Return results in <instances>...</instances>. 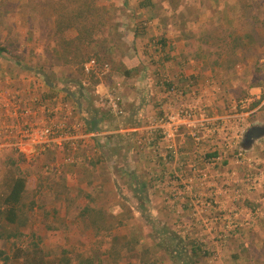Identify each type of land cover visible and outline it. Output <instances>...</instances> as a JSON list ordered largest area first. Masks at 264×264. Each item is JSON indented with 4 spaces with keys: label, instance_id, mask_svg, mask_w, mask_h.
I'll return each instance as SVG.
<instances>
[{
    "label": "crops",
    "instance_id": "crops-1",
    "mask_svg": "<svg viewBox=\"0 0 264 264\" xmlns=\"http://www.w3.org/2000/svg\"><path fill=\"white\" fill-rule=\"evenodd\" d=\"M117 6L122 13L117 20L120 24L114 20L118 26L114 36L109 35L120 49L114 50L110 76L103 80L96 78L98 84L93 85L85 77L76 75L75 66L71 64L60 68L49 64L50 68L37 70L0 54V88L23 99L25 94L33 93L43 101H62L73 110L72 119L80 121L83 126L86 142L72 155V163L65 161L69 155L67 146L55 144L49 145L33 163L43 162L42 169L46 165L51 166V180H46H50L52 190L55 191V182L60 180L70 197L72 194L81 197L83 191L89 192L88 185L100 194L112 187L117 202L132 201L130 210L133 216L155 220L153 230L159 231L166 244L174 242L171 245L173 257L170 258H176L180 264H264V177L254 191H248L242 183L243 178L254 173L256 166L264 173V139L246 151V158L251 164L245 162L238 165L235 156L232 158L224 153L223 144L215 138L216 135L196 147L187 130L180 132L176 139L180 155L187 154V158L198 168H206V160L202 161L198 156L202 147L214 146L215 150L204 158L222 156L221 163L213 170L209 169L210 176L216 181V185L213 182L216 189L193 191L196 197L199 196L201 205L210 204L200 217L203 216L204 225H211V231H206L201 220L192 217V199L183 194L179 184H182V178H187L185 174L189 171L185 156L166 162L158 157L154 145L139 146L137 143L144 135V118L188 104L202 109L206 121H224L232 137L237 133V124L241 125L242 121L264 109V98L261 99L264 78H253L254 69H264V53L258 49L257 39L249 31L241 33L240 39L232 32L233 24L239 21L236 15L239 1L182 0L176 11H172L170 5L162 0H123ZM218 25L231 34V40L226 38L230 44L234 37L239 41L240 46L233 56L238 62L234 65H227L229 55L215 45L207 32ZM154 41L161 42L162 47H154ZM52 44L50 50L53 53L49 50L48 54L51 62L58 58L53 41ZM118 58H121L120 62L116 63ZM15 67L22 71L14 69L15 73L10 74L8 68ZM162 76L184 95L180 98L167 96ZM8 79L10 83L5 82ZM237 89L248 96L243 104L251 106L260 101L259 105L235 114L231 105L239 104V101L230 93L234 90L233 93H236ZM108 92H116L122 97L123 115H114L102 102ZM259 117L264 121L263 115ZM259 117L257 115L255 119ZM257 125H264V122L251 123V126ZM218 136L221 137L220 134ZM0 148H3L1 141ZM222 179L231 185L225 186L224 183L219 190L217 181ZM74 196L72 198L76 199ZM117 205L115 220L122 214ZM203 207L198 206V210ZM236 208L243 209V227L227 233L223 242L213 240V233L220 234L224 225L223 222L214 223L213 217L221 211L229 212ZM250 213L252 218L248 216ZM179 224L191 227L185 231L193 236L186 238L192 240L195 247L206 249L207 256L194 260L190 257L185 237L180 235L178 238L167 229L168 226L179 227ZM114 239L118 241L116 236H113ZM199 241L204 243L198 245Z\"/></svg>",
    "mask_w": 264,
    "mask_h": 264
},
{
    "label": "rangeland",
    "instance_id": "rangeland-1",
    "mask_svg": "<svg viewBox=\"0 0 264 264\" xmlns=\"http://www.w3.org/2000/svg\"><path fill=\"white\" fill-rule=\"evenodd\" d=\"M122 1H98V6L105 18L106 28L101 35L104 42L110 40V35L114 36V31L120 24L117 20L120 19L122 13L117 3ZM242 1L246 5V13L245 16H242L241 8H238L236 15H238L239 21L233 24V36L237 35V38L240 39L241 33L249 31L257 39L258 44L262 45L264 43V0ZM206 3L208 5V2ZM35 4V1L30 2V0H0V47L6 48L10 52L13 61L21 62L23 66L34 67L37 70L41 67H47L48 69L50 68L49 64L59 66V68L65 67L68 64L58 61V59L51 62L52 58L48 55L53 45L51 11L46 7L41 10V6ZM123 28L126 29L125 26ZM107 45L110 46L109 43ZM258 49L264 53V46H260ZM50 52L52 51L50 50ZM4 59L2 61L5 64ZM120 59L118 58L115 62H120ZM103 63H108L111 67L112 62L104 60ZM8 69H10V74H14V69L18 68ZM18 70L22 71L21 69ZM253 73L254 79L257 76L261 79L264 78V69L263 71L254 69ZM47 74L49 75V73ZM51 75L53 74L51 73ZM234 91L230 95L237 102L239 101V104L242 102L243 106V102L248 99V96L241 94L239 89L236 90V93H233ZM239 104H236L235 109L231 108L235 114L249 110L250 104H246V107H241ZM228 105L227 107H229ZM259 112L258 117L259 115L264 116V109ZM253 115L242 121L241 125L237 124V133L232 137L235 149L240 148L241 135L244 133L246 126H251L252 122H264L260 117L255 119L257 115ZM237 137L240 138L237 140ZM234 153L231 151L227 154L234 158ZM11 157L17 159L18 153L14 150L0 148V177L4 172L6 162ZM236 164L238 163L236 162ZM44 165L43 162L27 163L25 161L19 164L20 171L28 181L29 196L34 198L36 206L30 213L28 226L21 230L22 235L16 240L0 243V248L11 255L20 250L22 254H24L23 251L30 253L34 248H38L39 256L44 259L46 264H53L64 252L67 257L79 255L91 257L94 259L95 264L98 262L101 264H180L176 258H170L173 257L171 245L174 242H171V245L166 244V240L164 241L159 231L153 230L154 219L149 220L145 216H133V212L130 210V206H133L132 201L117 202L114 199V189L112 187H109L108 191L101 193L103 194L101 195L94 191L97 189H93L92 185L87 186L89 192L82 190L81 197H75L72 194L76 198L74 199L73 196H69L68 190L62 186L60 180L55 182L56 187L53 191L52 185L49 184L51 174L46 173L44 168L42 169ZM46 178L50 180L48 181ZM220 178L221 176L218 179ZM223 181L225 179L217 181L219 190L222 188L221 183ZM126 188L125 185L124 190ZM116 203L120 210L117 209L122 214L118 215L115 220ZM136 204V201H134V205ZM83 207L99 209L108 213L105 230L95 234L92 229L87 227L86 223L78 216ZM167 229L178 235V238L184 236L185 238H182L185 239L184 243L189 250L194 246L192 240L186 238L193 236L190 235V232L174 226H168ZM113 236H116L118 241L113 240ZM189 250L187 252H190ZM200 250L207 253L206 249ZM200 258L204 257L200 256ZM16 263L20 264L21 262L11 261L9 264ZM0 264L3 263L0 262Z\"/></svg>",
    "mask_w": 264,
    "mask_h": 264
},
{
    "label": "built area",
    "instance_id": "built-area-1",
    "mask_svg": "<svg viewBox=\"0 0 264 264\" xmlns=\"http://www.w3.org/2000/svg\"><path fill=\"white\" fill-rule=\"evenodd\" d=\"M154 47L161 48L162 44L159 41H154ZM83 73L87 77L95 75L96 78L105 79L111 74V67L108 63H98L95 58H91L82 65ZM1 80V78H0ZM161 82L167 96L173 98H180L184 92L173 85L165 76H162ZM10 83L11 80H5ZM25 99L14 96L6 89L0 88V141L3 148H9L16 151L19 155L23 156L25 162H35L49 147L55 144L59 147L67 146L68 154L65 161L72 163V155H75L80 147L85 145V134L83 126L80 121L72 119L73 110L70 106L62 101L52 99L53 101H43L39 96L33 93L25 94ZM26 101V102H25ZM110 112L116 116L123 115V101L120 94L116 92H108L105 98H102ZM241 107H246V104H239ZM232 109L236 108V104L231 106ZM204 111L198 109L195 105H187L176 108L174 110L164 111L162 114L148 116L144 118V135L138 139L139 146L154 145L155 150L158 152V157L163 161L169 162L171 160H178L180 156H185L186 165L189 171H186L187 178H182V184L179 183L183 189V194H187L191 200V208L193 210L192 217L201 220V224L205 230H212L211 225L203 224L201 214L206 210L210 204L203 205L199 202V196L196 197L193 193L194 190L199 189L209 190L215 187V179L210 176V170L217 167L221 161L222 156L218 154L216 157L204 158L207 154L214 152V146L207 148L202 147L198 151L200 160L205 161L204 169L198 168L192 161H190L187 154L180 155L176 139L181 134L182 129L189 132L196 147H200L205 140L210 136H215L218 141L221 140L223 144V151L229 153L235 152V160L238 164L248 162L245 152L240 148L235 149L230 135L229 129L223 124L215 121H206L203 115ZM199 118L203 120L200 121ZM245 132V131H244ZM220 134L219 137L218 135ZM244 134V133H243ZM242 134V135H243ZM241 135V137H242ZM221 138V139H220ZM240 137H237V140ZM160 147H162L160 149ZM217 148V146H215ZM160 150V154H159ZM71 155V156H70ZM199 158V157H198ZM51 166L46 165L44 171L50 172ZM264 177L263 171L258 167H254V173L243 178L242 183L248 191H254L259 186V180ZM175 180V179H174ZM208 182L210 184L208 185ZM226 183V184H224ZM238 183V182H237ZM228 186L230 183L223 181L222 185ZM216 185V183H215ZM216 189V187H215ZM203 207L202 210H198ZM257 212H259L257 210ZM243 209H234L229 212L221 211L218 215L214 216L213 222H223V231L213 233V240L223 242L225 235L232 231H237L243 227L241 221ZM252 218L253 214H248ZM182 230H189L191 227L187 225L179 226ZM187 232V231H186ZM204 243L199 241L198 245Z\"/></svg>",
    "mask_w": 264,
    "mask_h": 264
},
{
    "label": "trees",
    "instance_id": "trees-1",
    "mask_svg": "<svg viewBox=\"0 0 264 264\" xmlns=\"http://www.w3.org/2000/svg\"><path fill=\"white\" fill-rule=\"evenodd\" d=\"M31 1H35L36 6L40 5L41 10L46 7V9L48 8L51 11L53 23L51 36L55 44L58 61L75 66L78 75L85 77L93 85L98 84L95 75H91L90 77L84 75L82 69L83 63L91 58H95L100 64L104 60L111 62L115 53L114 50L120 49L119 45L116 42L114 43V40L110 39L104 42V39H101V35L106 27L104 14L98 6L99 0ZM162 1L167 2L172 11H176L182 2V0ZM239 2L242 16H245L246 5L242 3V0H239ZM207 32L210 34L211 40L215 41V45L219 46L222 51L229 55L227 65L236 64L238 61L233 56L235 49L240 46L238 39L234 37L230 44L227 39L231 40V34L229 35L228 31L220 25L215 26L214 29L209 28ZM108 43H111V45H106ZM257 45L262 47L264 43L262 45L257 43ZM2 53L12 59L10 52L6 48L0 47V54ZM263 98L264 94L261 99ZM259 103L260 101L251 104L250 109L257 107ZM212 155L216 154L213 153ZM24 161V157L19 154L17 159L14 157L9 158L0 177V243L16 240L22 235L21 230H24L28 226L30 213L36 206L34 198L29 196L27 178L19 169V164ZM79 216L95 234H99L100 231L105 230L106 223L108 222L107 213L90 207H84ZM23 253L20 250L11 255L0 248V262L3 264H9L11 261L21 262L20 264H46L44 259L39 256L38 248H34L30 253L26 251H23ZM200 256L205 257L207 255L200 248L192 246L190 248V257L194 260L200 258ZM53 264L95 263L91 257L85 255L67 257L64 252ZM96 264L101 263L98 262Z\"/></svg>",
    "mask_w": 264,
    "mask_h": 264
},
{
    "label": "water",
    "instance_id": "water-1",
    "mask_svg": "<svg viewBox=\"0 0 264 264\" xmlns=\"http://www.w3.org/2000/svg\"><path fill=\"white\" fill-rule=\"evenodd\" d=\"M262 139H264V125L250 126L241 137L240 149L246 152Z\"/></svg>",
    "mask_w": 264,
    "mask_h": 264
}]
</instances>
